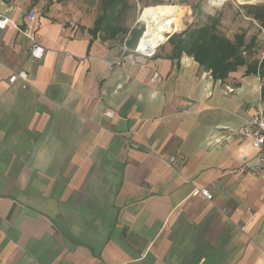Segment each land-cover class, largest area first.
I'll list each match as a JSON object with an SVG mask.
<instances>
[{
    "label": "crops",
    "instance_id": "1",
    "mask_svg": "<svg viewBox=\"0 0 264 264\" xmlns=\"http://www.w3.org/2000/svg\"><path fill=\"white\" fill-rule=\"evenodd\" d=\"M50 9L0 0V264H264V171H238L257 150L237 133L259 66L214 79L168 41L185 28L145 56Z\"/></svg>",
    "mask_w": 264,
    "mask_h": 264
},
{
    "label": "rangeland",
    "instance_id": "2",
    "mask_svg": "<svg viewBox=\"0 0 264 264\" xmlns=\"http://www.w3.org/2000/svg\"><path fill=\"white\" fill-rule=\"evenodd\" d=\"M105 0H38L40 10H49L54 16L62 18L71 25L83 29L99 26L97 31L102 37H115L111 33L118 29L117 36L121 40L134 41L131 30H145L136 43V50L151 53L166 35L186 28L192 23H203L207 15L220 17L219 29L229 36L236 32L245 31V40L255 37L249 59L260 58L264 55V30L260 23L246 14L242 7L246 4H260L264 0L241 2L226 0L220 6H209L206 0H122L121 5L112 14L104 6ZM161 18L153 22L157 14ZM152 21V23H151ZM155 29L153 35L149 33ZM177 33V32H176ZM129 41V42H130ZM137 41V40H136ZM253 53V54H252Z\"/></svg>",
    "mask_w": 264,
    "mask_h": 264
},
{
    "label": "trees",
    "instance_id": "3",
    "mask_svg": "<svg viewBox=\"0 0 264 264\" xmlns=\"http://www.w3.org/2000/svg\"><path fill=\"white\" fill-rule=\"evenodd\" d=\"M121 2L122 0H105L104 6L114 14ZM242 7L246 10V14L257 20L264 30V2L256 5L246 4ZM161 15L163 13L155 15L152 21L156 22L161 18ZM205 18V22L192 23L182 31L175 32L168 37V41L174 45L176 54L185 52L192 56L200 66L210 72L214 79L223 80L230 71H234L241 65H246L247 70L252 72H255L259 66L260 73L264 74V57L260 61L258 59L250 60L248 57L249 54L251 55L255 37L246 41L245 31L242 30L229 38L219 29L220 17L218 15H207ZM99 29L100 27L97 26L93 28V32L96 33ZM151 29L149 33L153 35L155 29ZM117 30L114 28L111 34H117ZM146 30L148 29L146 28ZM141 31L140 29L132 30L135 40L129 44H133V47ZM262 94L264 95V87Z\"/></svg>",
    "mask_w": 264,
    "mask_h": 264
},
{
    "label": "built area",
    "instance_id": "4",
    "mask_svg": "<svg viewBox=\"0 0 264 264\" xmlns=\"http://www.w3.org/2000/svg\"><path fill=\"white\" fill-rule=\"evenodd\" d=\"M225 1L226 0H206V3L209 6L215 7L222 5ZM28 17L30 20H33L35 17V12L30 11L28 13ZM8 21L9 19L6 17L0 18V27L1 28L4 27ZM145 30L146 28H144L141 31L139 38L144 34ZM132 50L136 53H140L145 56L151 55L153 53V51L150 54L143 51H137L136 45ZM44 52H45V48L40 43L33 40L28 51L29 58L33 60H40L43 57ZM15 81H21L22 87L27 86L29 84L27 71L25 69L12 70L10 76L8 77V82L13 83ZM237 133L242 138L250 139L251 144L257 150L255 159L254 160L249 158L246 159L243 162V164L239 167L238 171L240 173H245V172L257 173L260 171H264V104L262 102L258 103L254 107L249 121L246 124L242 125L237 130ZM173 159L174 158H171V161H173ZM197 193H201L206 197H210L208 190L205 188H201V189L196 188L193 191V194H197Z\"/></svg>",
    "mask_w": 264,
    "mask_h": 264
},
{
    "label": "bare ground",
    "instance_id": "5",
    "mask_svg": "<svg viewBox=\"0 0 264 264\" xmlns=\"http://www.w3.org/2000/svg\"><path fill=\"white\" fill-rule=\"evenodd\" d=\"M239 1H241V2H245V1H248V0H239ZM251 1H253V0H251Z\"/></svg>",
    "mask_w": 264,
    "mask_h": 264
},
{
    "label": "water",
    "instance_id": "6",
    "mask_svg": "<svg viewBox=\"0 0 264 264\" xmlns=\"http://www.w3.org/2000/svg\"><path fill=\"white\" fill-rule=\"evenodd\" d=\"M248 1H251V0H248Z\"/></svg>",
    "mask_w": 264,
    "mask_h": 264
}]
</instances>
